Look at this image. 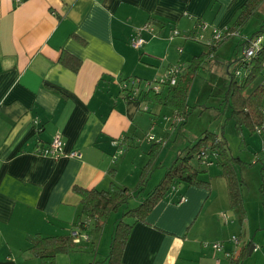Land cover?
Returning <instances> with one entry per match:
<instances>
[{"label":"crops","instance_id":"0c3cea01","mask_svg":"<svg viewBox=\"0 0 264 264\" xmlns=\"http://www.w3.org/2000/svg\"><path fill=\"white\" fill-rule=\"evenodd\" d=\"M244 1L0 0V264H40L27 251L28 241L37 233L69 234L80 200L73 186L106 187L108 170L114 168L117 175L126 147L140 142L139 129H153L158 117L150 109L154 105L125 99L122 80L138 78L136 85L144 86L150 80L138 74L152 69L155 61L163 64V73L172 66L168 50L160 56L154 48L166 43L172 29L187 37L199 31L201 22L225 30ZM146 23L154 27V36L144 33V45L132 48L130 34ZM156 36L160 40L150 44ZM197 49L191 51L193 56L207 50ZM62 50L80 59L77 72L58 62ZM220 59L228 72V62ZM233 62L229 80L241 68L238 58ZM149 111L151 115L144 114ZM185 124L177 134L199 135L186 134ZM56 135L62 140V155L40 153ZM119 144L124 152L113 161ZM70 152L80 157L68 156ZM113 180L127 185L124 179ZM218 196L211 185L209 190L177 185L146 222L134 224L121 264H227L245 243L250 216L246 210L239 221L236 214L242 223L238 244L232 237L221 241L218 218L225 225L229 218ZM260 211L263 215L262 207ZM255 228L264 230V216ZM102 233L90 234L89 241L77 247L86 250L91 245L92 254L68 258V264L77 259L78 264L95 263ZM206 238L221 242L222 252L204 246Z\"/></svg>","mask_w":264,"mask_h":264},{"label":"trees","instance_id":"16d2710c","mask_svg":"<svg viewBox=\"0 0 264 264\" xmlns=\"http://www.w3.org/2000/svg\"><path fill=\"white\" fill-rule=\"evenodd\" d=\"M263 5L264 0H245L239 7L230 25L227 26L224 39L231 36L232 33H239L257 15ZM258 36L262 37L259 50L247 61H244V59L241 60V58L239 59L240 67L243 66L247 70L246 74L239 80L234 77L233 73L230 74L228 88L223 97V101L230 108V117L235 123V132L240 140H243L242 129L246 127L249 131L256 132L262 137V145L264 148L263 81L259 84L256 83L247 91L258 78L261 77L264 80V18L263 20L261 19L259 27L251 36L241 43L242 48L243 46H249L251 40ZM190 38L193 39L192 35ZM223 40L215 45L206 46V51L192 56L188 64L183 67L182 72L176 80V84L171 86L163 85L158 92H154L152 88L145 90L143 86H140V93L132 95L134 85L129 88L127 87V89L123 87L131 79L127 78L122 80L124 84L121 85V89L124 98L137 99L140 102L152 105H164L171 108L173 112L181 114L184 117V121L177 127V131L179 132L191 111L187 98L193 79L199 69L210 61L213 51H215ZM80 41L83 42L82 39ZM58 62L72 72H77L81 65L79 58L64 50L61 51ZM132 79L136 80L138 78ZM257 129L259 132H257ZM185 139L188 141V144L177 152L169 165L165 167L159 182L146 194H143V190H145L152 170L156 167L158 149H160L161 144H164L162 141H155V139L152 142L149 141L151 143L146 151L148 159L140 169L137 185L134 189H130L124 185H118L114 182V168L108 170L109 179L107 186L104 188L96 186L87 189L79 185H74L72 191L79 196L80 200L77 219L69 234L43 236L37 233L28 241L29 246L27 251L34 258L38 259L40 264H57L56 256L58 254L67 253L70 250L76 249L84 242L89 241L90 234L93 233L92 231L96 232V234L100 233L112 213L117 212L119 208L126 205L132 196L141 194L143 195L142 200L133 208L126 206L113 226L109 251L105 256V262L106 264H121L123 251L134 224L137 222H146L147 216L154 207L171 190L179 184L206 190L210 189V182L200 177V173L205 169H201L191 162L194 158L198 162L201 161L197 155L202 150H209L215 153L216 156L213 158L220 171V176L224 178L226 184L228 207L230 210L236 212L239 221H243L246 217V208L242 202L240 190L241 181L237 177L234 169V164L240 162L239 157L231 154L224 139L208 130L203 131L195 137L185 136ZM263 172L264 166L262 167V182L259 186L260 204L264 213ZM126 218H130L131 221H125ZM73 230L86 233L89 239L87 241L81 240L77 243L74 242L71 236ZM249 245L250 243L241 245L235 256L228 257L227 264H242L243 259L248 255ZM88 264H94V262Z\"/></svg>","mask_w":264,"mask_h":264},{"label":"rangeland","instance_id":"374dc122","mask_svg":"<svg viewBox=\"0 0 264 264\" xmlns=\"http://www.w3.org/2000/svg\"><path fill=\"white\" fill-rule=\"evenodd\" d=\"M263 18L264 5L258 11L257 15L252 18L237 35H231L224 39L219 46L215 57L210 62L206 63V66L204 65L199 69L197 75L193 79L188 93L187 102L191 111L187 116L186 124L184 126L186 134L188 135H200L204 130H208L220 135V137L222 136L223 139H226L224 140L226 141V145L231 154L233 156H238L240 159V162H236L234 164V169L237 177L241 181L240 190L243 205L246 210L249 211L250 216L249 223H247L249 228L245 226L247 233L243 235L242 242L250 243L249 248L254 246L255 243L258 245L256 248L252 247L251 253H248V255L243 259L242 264H264V230L255 228L257 223H260L261 217L264 216V213L262 215L261 211L259 212L261 208V204L259 202V186L262 182L261 175L262 167L264 166V148L262 145V137L256 132L249 131L246 127H243L242 129L243 140H240L239 136H237L235 132V123L230 117V108L226 103H224L223 97L228 88L229 71L232 70L233 61L235 58H238L239 60L242 57L241 43L246 40V38H249L259 27L260 21L261 19L263 20ZM160 38L161 37L157 36L153 37L149 39V42L150 44H153L159 41ZM165 41L166 43H157L155 45L154 48H156L157 54L163 56L165 50H168V61H173L172 65H180L182 67L188 64L189 60H185L187 54H192L193 52L191 51L196 52V50H198V46L206 48V46L201 42L187 37L183 32L180 33V35L175 36L172 40H170L168 36ZM218 57L229 63H227L229 67L228 72L226 71V65L221 64V59ZM177 60L179 63L176 62ZM162 65L163 64L160 61H155V64L151 67L152 69H145L141 74H138V76L150 81L155 79L157 80L161 75H163ZM146 66L149 65L146 64ZM240 70H242V67ZM262 81L263 78H258V80H256L247 91H249L256 83L259 84ZM150 109L154 110L156 112V116L158 115V117L156 123L153 125V129L151 130L148 128L146 131H149L148 133L154 136L155 141L164 138L166 139V143H164V139L160 140L164 144H161L160 149H158L157 161L155 164L156 167L150 174V179L147 182L145 190H143V194L151 191L153 186L161 179L165 167L169 165L177 152L188 144L184 135L180 133L177 134L175 131L176 129H169V124L164 117L171 115V108L164 105H154L150 106ZM150 113L151 111L148 113L144 112V114L147 115H151ZM164 131H166V135L162 136ZM146 133L139 129L138 135L141 139L140 142L126 147L127 154H125V159L120 167V171L117 175H114L117 179H124L127 184L125 186L130 189H134L136 187L140 169L148 159L146 151L152 141L149 142L147 140L145 137ZM191 162L193 165L199 166L201 169H205L202 173H200V177L210 182L211 189L213 188V190L219 195V201H221L224 206L223 212L229 218L226 225L221 223L222 220L220 217L218 218L222 228H220L219 232H216V234L221 235V241H226L227 238L229 240L232 236L239 237V232L241 231L240 225L242 223L239 224L236 218V212L230 210L228 207L226 184L224 178L220 176V171L216 165L215 159L210 157L206 161L201 160L198 162L194 158ZM128 185L133 186L130 187ZM142 196L143 195L141 194L132 196L126 205L110 215L107 223L102 228L103 233L101 235V243L99 244L98 253H95L94 255L96 256V262L94 264H105L103 258L105 256L104 254H107L109 251L108 247L110 246L114 223L121 216L126 206L129 208L135 207L142 200ZM125 221L130 222L131 219L126 218ZM230 221H232V223H230ZM92 232V235L95 236L96 232ZM215 241L216 240L207 238L203 240V242L207 243V246L209 247H211V243ZM84 249L86 250L76 248L68 251L67 253L58 254L56 256V263L68 264V258L74 259L76 256L82 255L81 258L84 259L87 254H92L91 252H93L91 245H87ZM70 252L77 254L68 255ZM78 262L80 261L77 259L73 264H78Z\"/></svg>","mask_w":264,"mask_h":264},{"label":"built area","instance_id":"2783aa9c","mask_svg":"<svg viewBox=\"0 0 264 264\" xmlns=\"http://www.w3.org/2000/svg\"><path fill=\"white\" fill-rule=\"evenodd\" d=\"M209 31L208 35H205L206 31ZM198 32L195 33L194 35H192L194 40H198L199 42H201L202 44H204L205 46L209 47L212 45L217 44L218 42H221L225 36H226V32L225 30H220L217 28H211L209 27V25L205 22H201L198 24ZM154 27L150 24V23H146L143 26H141L140 28H135L132 33L130 34L129 37V44L132 48H140L144 45V43L146 42L145 38L143 37L144 33H147L151 36H154ZM237 33H232L231 35H234ZM179 32L176 29H172L170 31L169 34V39L174 38L175 36H178ZM262 41V37L258 36L254 39L251 40L250 45L249 46H243L242 48V57L241 60L244 59V61H247L250 57L254 56L255 53L259 50L260 44ZM181 50V49H180ZM263 68H264V63H263ZM183 67L180 65H172L169 66L165 72L163 73V75L160 76L159 79H155L151 82L147 81L146 83H144V89L145 90H149L152 88V90L154 92H158L160 90V88L163 85H175L176 84V80L178 78V76L180 75V73L182 72ZM246 69H244V67L242 66V70L238 69L234 72V77H236L238 80L241 79L242 77L245 76L246 74ZM139 82L138 79H131L130 81H127L123 87L125 89H127V87L129 88L130 86H133L132 88V95H137L140 93V88L139 86H137L136 84ZM264 83V80H263ZM137 86V87H135ZM165 120L167 121V123L169 124V129L170 130H175L177 129V127L184 121V117L176 112H173L170 116L168 117H164ZM257 132H259V130L257 129ZM154 136L152 134H148L147 136V140L148 141H152L154 140ZM160 141V139L158 140ZM123 148L122 146L119 144L118 148L116 149L115 153L112 155V160H116L118 158V156H120L123 153ZM40 153L44 154V155H48V156H54V157H58L60 155H62L63 151H62V140L61 137L59 135L54 136V138L52 139V141L45 147L43 148ZM68 156H77L80 157L79 153L76 152H70L69 154H67ZM215 153L213 151H209V150H202L198 153L197 157L200 160H204L206 161L207 159H209L210 157H215ZM184 200V197L181 196L179 201L182 202ZM71 236L74 240V242H80L81 240L87 241L89 239V236L86 233L80 232L78 230H73L71 232ZM232 242L234 244H238L239 240L237 237L232 236L231 238ZM207 243H204V246H207ZM211 248L214 249L216 252H222L223 249V245L221 242H213L211 243ZM225 257L229 256V253H224ZM216 261H219L218 259H216Z\"/></svg>","mask_w":264,"mask_h":264},{"label":"water","instance_id":"95a60500","mask_svg":"<svg viewBox=\"0 0 264 264\" xmlns=\"http://www.w3.org/2000/svg\"><path fill=\"white\" fill-rule=\"evenodd\" d=\"M252 247H253V246H251V247L249 248V251H248V253H251Z\"/></svg>","mask_w":264,"mask_h":264}]
</instances>
